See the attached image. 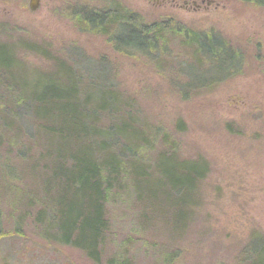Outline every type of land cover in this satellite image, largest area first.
<instances>
[{"label": "rangeland", "instance_id": "rangeland-1", "mask_svg": "<svg viewBox=\"0 0 264 264\" xmlns=\"http://www.w3.org/2000/svg\"><path fill=\"white\" fill-rule=\"evenodd\" d=\"M104 1L40 0L30 10V0H0V41L40 44L59 58L71 54L93 70L105 58V70H112L111 78L136 110L138 122L167 131L179 147V158L202 159L208 172L199 182L198 203L189 206L182 233L144 228L132 193L109 201V242L97 264H116L117 259L126 264H250L252 246L264 244V3L114 0L150 21H179L194 31L217 32L241 50L238 75L204 93H188L186 74L196 80L211 78L219 61L208 64L198 55L189 57V46L181 47L175 38L171 49L178 57L164 71L144 56L117 51L76 15ZM32 55L22 60L31 67H50L49 61ZM180 83L185 84L184 98L176 88ZM7 149L12 150L0 144V264H96L80 250L43 237V226L35 221L42 205L27 189L37 190L39 177L25 175L8 183L2 174L3 164H10L4 161Z\"/></svg>", "mask_w": 264, "mask_h": 264}, {"label": "trees", "instance_id": "trees-1", "mask_svg": "<svg viewBox=\"0 0 264 264\" xmlns=\"http://www.w3.org/2000/svg\"><path fill=\"white\" fill-rule=\"evenodd\" d=\"M76 13L79 22L105 36L117 51L144 56L161 71L173 67L178 57L172 53L173 38L181 47L189 46L191 58L198 55L208 64L217 59L211 78L196 80L185 73L188 93H204L241 72V50L217 32L194 31L179 21H150L114 0ZM30 53L49 61L50 67L27 65L22 59ZM73 58H59L28 41H0V144L12 149L4 152L10 164H3L2 174L8 183L25 175L39 177V188L27 189L42 205L35 221L43 226V237L78 249L97 264L109 242V201L132 193L144 228L182 233L189 206H197L208 163L181 160L167 131L138 122L136 110L113 82L112 70H105V58L98 70ZM184 85H176L183 98ZM17 159L21 164L13 163ZM250 252L255 256L250 264H264L263 243Z\"/></svg>", "mask_w": 264, "mask_h": 264}, {"label": "water", "instance_id": "water-1", "mask_svg": "<svg viewBox=\"0 0 264 264\" xmlns=\"http://www.w3.org/2000/svg\"><path fill=\"white\" fill-rule=\"evenodd\" d=\"M40 5V0H30L29 2V8L30 10H35Z\"/></svg>", "mask_w": 264, "mask_h": 264}, {"label": "flooded vegetation", "instance_id": "flooded-vegetation-1", "mask_svg": "<svg viewBox=\"0 0 264 264\" xmlns=\"http://www.w3.org/2000/svg\"><path fill=\"white\" fill-rule=\"evenodd\" d=\"M185 3H188V2H185Z\"/></svg>", "mask_w": 264, "mask_h": 264}]
</instances>
